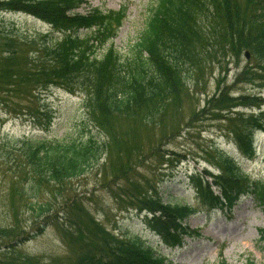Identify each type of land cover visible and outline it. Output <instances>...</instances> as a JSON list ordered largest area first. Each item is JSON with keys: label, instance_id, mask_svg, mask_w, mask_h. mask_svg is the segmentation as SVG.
Here are the masks:
<instances>
[{"label": "trees", "instance_id": "trees-1", "mask_svg": "<svg viewBox=\"0 0 264 264\" xmlns=\"http://www.w3.org/2000/svg\"><path fill=\"white\" fill-rule=\"evenodd\" d=\"M84 3L86 0H0V107L34 117L33 103L44 107L38 92L53 86L78 91L84 95L82 106L87 121L103 131L107 141H97L90 131L85 133V127L81 136L70 139L24 136L9 141L5 136L1 138L0 159L11 162L18 181L26 175L29 185L18 192L28 199L25 206L34 223L42 225L41 230L55 220L59 207L67 212L65 201L77 199L68 194L54 198L55 202L43 201L39 196L41 186H61L78 178L104 156L113 174L124 173L120 180L125 185H120L118 195L123 192L134 202L149 229L166 246L180 245L194 232L187 225L193 209L187 204L163 201L155 190L148 194L129 190V185L138 184L134 180L136 164L148 153L144 154L142 141L136 139L137 128L131 127L124 140L114 123L117 118H125L129 124L149 127L169 111L174 116L183 100L193 94L188 81L198 79L217 52H227L238 59L247 51L255 74L264 79V0H155L142 30L125 54L113 45L104 47L115 35L114 24L119 26L124 18L122 11L92 8L82 14L77 9ZM3 13L32 16L63 34L53 37L49 33L22 31L14 21H6ZM81 29L91 31L82 34ZM99 50L102 51L98 53ZM218 101L211 104L212 110L240 104L258 108L247 115L232 112L233 116L225 118L231 123L228 132L238 149L252 156L254 133L264 130V109L260 107L264 100L225 95ZM213 115L219 119L220 113ZM181 124H171L170 133L179 132ZM157 153L164 158L159 148L155 149ZM217 158L218 174L189 175L198 197L207 204L230 207L241 196H249L264 212V182L248 177L230 155L219 151ZM129 172L133 176H126ZM75 207L77 211L69 213L64 223L70 224L72 215L83 217V213L88 217L80 206ZM86 220L88 229L78 222L74 236L71 232L66 236L71 251L78 250L69 264H171L141 237L116 236L94 219ZM19 231L20 227L13 228L10 234L1 236L15 237ZM261 240L264 243V229ZM0 264L6 263L0 259Z\"/></svg>", "mask_w": 264, "mask_h": 264}, {"label": "rangeland", "instance_id": "rangeland-1", "mask_svg": "<svg viewBox=\"0 0 264 264\" xmlns=\"http://www.w3.org/2000/svg\"><path fill=\"white\" fill-rule=\"evenodd\" d=\"M154 3L155 0H86L77 11L84 14L92 8L121 10L124 18L119 26L114 24L115 35L104 47L113 45L117 51L125 54L142 30ZM2 15L6 21H14L22 31L28 33H49L53 37L63 34L49 24L23 13ZM90 31L80 30L82 34H89ZM249 60L243 54L235 59L227 52H217L203 74L197 76L199 78L195 81H188L193 94L189 100H183L174 116L169 111L168 115L149 127L133 122L129 124L125 118H117L114 123L116 132L119 136L124 135L121 137L124 140L131 127L137 128L139 137L136 139L142 141L144 154L148 153L136 164L137 172L134 175L137 177L134 180L138 184L129 185V190L136 189L145 194L155 190L163 201L189 205L194 211L187 219V225L194 231L192 236L184 237L180 245L166 246L149 229L143 212L135 208L134 202H130L122 191V195H118L120 185H125V181L120 180L124 173L113 174L107 163L109 159L104 156L78 178L61 186H41L39 196L43 201L55 202L57 200L54 198H63L68 194L77 199L65 201L64 208L69 207L67 212L59 207L54 215L55 220L39 230L42 225L34 223L25 206L28 199L18 192L29 185L26 175L18 181L11 171V162L0 159V259L6 264H69L78 250L71 251L66 236L69 232L74 236L73 231L77 229L78 222L82 228L88 229L90 224L86 219L91 218L116 236L141 237L171 264H218L220 261L242 264L247 260L264 264V243L261 240L264 212L261 208L249 196H241L230 207L207 204L198 197L189 178L193 173L218 174L217 153L220 151L233 157L248 177L264 182V130L255 131L254 154L248 156L238 149L228 132L231 123L225 119L232 112L247 115L257 112L258 108L240 104L220 111L211 109V104H217L225 95L229 98L250 96L264 100V79L255 74L254 63ZM38 98L44 107L34 102V117L24 112L15 114L0 107V143L5 136L9 141L24 136L49 140L77 138L82 135L84 127L85 133L90 131L97 141H107L104 132L87 121L82 93L53 86L38 92ZM260 107L264 109V103ZM215 112L220 113L219 119L213 115ZM189 117L196 120L190 121ZM180 122L179 132L171 134V124ZM158 148L164 158H159L160 153L155 154ZM129 175L132 174L126 173V176ZM215 194H218L216 190ZM76 205L88 217H84L83 213V217L72 215L71 223H64L63 220L71 216L69 213L77 211ZM19 227L21 233L15 237L1 236Z\"/></svg>", "mask_w": 264, "mask_h": 264}, {"label": "water", "instance_id": "water-1", "mask_svg": "<svg viewBox=\"0 0 264 264\" xmlns=\"http://www.w3.org/2000/svg\"><path fill=\"white\" fill-rule=\"evenodd\" d=\"M245 56L248 57V52H245Z\"/></svg>", "mask_w": 264, "mask_h": 264}]
</instances>
